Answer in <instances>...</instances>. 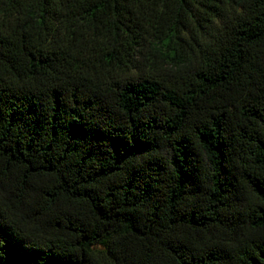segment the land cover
<instances>
[{"label": "trees", "instance_id": "16d2710c", "mask_svg": "<svg viewBox=\"0 0 264 264\" xmlns=\"http://www.w3.org/2000/svg\"><path fill=\"white\" fill-rule=\"evenodd\" d=\"M0 264H264V0H0Z\"/></svg>", "mask_w": 264, "mask_h": 264}]
</instances>
